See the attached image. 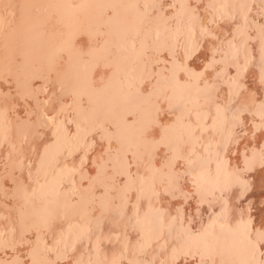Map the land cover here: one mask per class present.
<instances>
[{
    "label": "bare ground",
    "instance_id": "1",
    "mask_svg": "<svg viewBox=\"0 0 264 264\" xmlns=\"http://www.w3.org/2000/svg\"><path fill=\"white\" fill-rule=\"evenodd\" d=\"M0 264H264V0H0Z\"/></svg>",
    "mask_w": 264,
    "mask_h": 264
}]
</instances>
